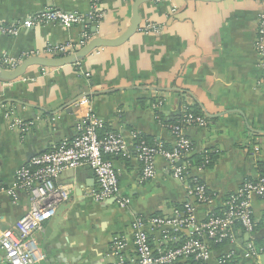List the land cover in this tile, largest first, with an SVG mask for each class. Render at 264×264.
Returning <instances> with one entry per match:
<instances>
[{"label": "crops", "instance_id": "1", "mask_svg": "<svg viewBox=\"0 0 264 264\" xmlns=\"http://www.w3.org/2000/svg\"><path fill=\"white\" fill-rule=\"evenodd\" d=\"M92 1L0 0V25L23 21L47 7L87 15ZM133 2L101 0L103 16L89 26L91 39L122 35L129 27ZM262 11L264 0L149 2L139 8L141 25L158 24V33L137 32L124 45L96 49L77 64L35 66L16 81H0V236L14 229L29 209L26 191L9 194L16 172L33 157L72 139L81 122L101 124L99 136L113 133L123 138L125 152L108 158L120 195L130 203L119 208L113 199L96 201L98 183L88 166L65 171L57 184L69 194L34 233L43 253L36 264H113L116 237L126 240L124 256L134 259L133 219L170 215L187 199V184L172 176L161 157L156 159L155 177L142 179L135 140L174 148L169 127L183 118L167 123L187 108L199 110L201 114L194 116L206 121L204 126H185L184 133L194 147L192 153L208 151L213 156L210 166L188 171L205 187L212 200L210 210L222 209L244 182L256 180L259 165L264 166V72L254 49ZM81 34V26L58 23L22 29L15 37L0 34V59L21 62L46 47L76 48ZM14 119L28 129L14 128ZM251 205L259 224L264 220V197L252 199ZM209 208L196 207L198 223L206 219ZM235 235L236 246L212 247L217 256L242 251L257 238L255 233L245 242L241 228ZM159 237L158 232L151 236L153 246ZM0 264H8L1 244Z\"/></svg>", "mask_w": 264, "mask_h": 264}, {"label": "built area", "instance_id": "2", "mask_svg": "<svg viewBox=\"0 0 264 264\" xmlns=\"http://www.w3.org/2000/svg\"><path fill=\"white\" fill-rule=\"evenodd\" d=\"M100 2L101 0H93L87 15L47 7L23 21L0 25V34L15 37L22 29L51 23L67 28L81 26V39L76 48L58 45L28 55L63 57L91 40L89 26L98 23L103 16ZM160 28V25L148 22L139 26L138 32L144 35L156 34ZM254 49L259 67L264 72V11L258 17ZM21 62L7 57L0 59L1 66L6 69H14ZM205 122L203 117L186 114L181 124L170 126L169 130L175 141L172 150L165 149L161 144L153 147L144 141L136 143L135 151L137 160L142 165V179L148 181L155 177L156 159L161 157L169 164L172 176L187 184V199L181 209H173L170 215L134 218L131 227L135 257L127 259L124 256L126 240L116 237L113 239V255L116 258L113 264H210L213 259L217 264H261L264 246H258L252 241L247 242L242 251L233 249L220 256L212 249V245L236 246V226L249 236L256 233L251 202L254 198L264 197V176L244 182L237 192L228 197L220 213L210 210L211 198L197 179L190 178L188 164L183 160L184 156L193 152L191 142L184 135L185 126H204ZM13 127L20 128L23 132L28 129L19 119H14ZM100 128L101 124L97 122L79 123L72 139L63 141L58 148L33 157L16 172L14 186L9 194L14 197L16 189L26 191L29 209L14 229H6L1 233L0 244L8 264H36L43 259V253L35 243L34 233L42 229V222L53 215L69 194L66 187L57 184L65 171L88 166L98 183V189L93 195L96 201L113 199L119 208L129 205L130 201L120 195L118 176L108 158L123 154L126 150L125 143L118 134L99 136ZM133 138L136 139V136L133 135ZM198 206L209 208L202 223H198L194 215ZM155 232L160 235V242L153 246L151 236Z\"/></svg>", "mask_w": 264, "mask_h": 264}, {"label": "water", "instance_id": "3", "mask_svg": "<svg viewBox=\"0 0 264 264\" xmlns=\"http://www.w3.org/2000/svg\"><path fill=\"white\" fill-rule=\"evenodd\" d=\"M157 0H134L131 8V19L127 30L117 37L116 39L107 40L99 37H94L85 46L77 49L73 53L63 57H44V56H27L22 62L14 69H6L0 64V81L13 82L23 77L27 70L31 67H40L46 69H56L68 65H74L84 60L94 50L100 48H117L129 41L139 29L141 25V17L139 15L140 6ZM181 1H199L205 3H221L226 0H181ZM93 33L95 28L92 29ZM15 102L12 100H6L4 103ZM181 163L179 162L178 165ZM249 235L246 234L244 241H248Z\"/></svg>", "mask_w": 264, "mask_h": 264}, {"label": "trees", "instance_id": "4", "mask_svg": "<svg viewBox=\"0 0 264 264\" xmlns=\"http://www.w3.org/2000/svg\"><path fill=\"white\" fill-rule=\"evenodd\" d=\"M159 117L161 116L159 113H156ZM186 114H193V115H197V114H201L199 112V110H194L191 108H187V110H185V112L183 113L182 116H180V118L172 121V122H168L167 126L172 125V124H176V122H179L180 120H182V118L186 115ZM104 133V131H103ZM143 139V138H142ZM143 140H135V143H139ZM146 143V141H144ZM148 144V143H146ZM159 143H149L148 145H151L153 147H156ZM162 145V144H161ZM165 149L167 150H172V149H168L167 147H165L164 145H162ZM194 149V147H193ZM184 162H186L188 164L187 167V172H190V167H207L210 166L212 161H213V156L210 152L205 151L202 152L200 154H195V153H191L188 156H184L183 157ZM259 169H260V176H264V166L263 165H259ZM191 178V177H190ZM199 182V181H198ZM213 212L215 213H220L221 209L217 210H213ZM264 220L259 223L256 224V235L257 238H255V240L253 241L254 244L258 245V246H264ZM240 227L236 226L234 229V232L236 233V231L239 229ZM218 246V245H217ZM216 245H212V247H217ZM222 246V245H219Z\"/></svg>", "mask_w": 264, "mask_h": 264}, {"label": "rangeland", "instance_id": "5", "mask_svg": "<svg viewBox=\"0 0 264 264\" xmlns=\"http://www.w3.org/2000/svg\"><path fill=\"white\" fill-rule=\"evenodd\" d=\"M186 128V127H185ZM185 128H184V131H185ZM184 135H185V133H184ZM260 263L261 264H264V256H261V258H260Z\"/></svg>", "mask_w": 264, "mask_h": 264}]
</instances>
